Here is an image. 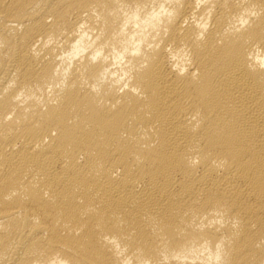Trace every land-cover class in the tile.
Segmentation results:
<instances>
[{
    "label": "bare ground",
    "instance_id": "obj_1",
    "mask_svg": "<svg viewBox=\"0 0 264 264\" xmlns=\"http://www.w3.org/2000/svg\"><path fill=\"white\" fill-rule=\"evenodd\" d=\"M0 264H264V0H0Z\"/></svg>",
    "mask_w": 264,
    "mask_h": 264
}]
</instances>
